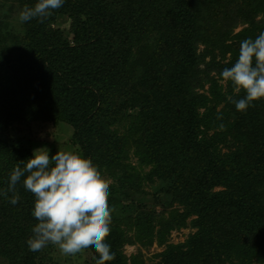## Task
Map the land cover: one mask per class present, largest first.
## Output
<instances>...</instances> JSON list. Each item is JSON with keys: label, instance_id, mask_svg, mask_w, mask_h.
Returning a JSON list of instances; mask_svg holds the SVG:
<instances>
[{"label": "trees", "instance_id": "trees-1", "mask_svg": "<svg viewBox=\"0 0 264 264\" xmlns=\"http://www.w3.org/2000/svg\"><path fill=\"white\" fill-rule=\"evenodd\" d=\"M36 2L0 0V190L17 163L31 158L44 125H68L79 147L73 152L114 179L105 242L115 259L106 264H144L122 248L135 244L131 227L150 234L147 222L137 225L138 215L132 226L127 218L147 179L156 180L159 203L183 206V221L195 216V232L166 245L155 255L158 264H264V100L237 111L228 97L245 93L230 84L223 91L209 77L216 71L221 79L241 41L264 32V0H64L42 22L21 23L20 11ZM205 83L208 98L195 91ZM223 142L233 148L221 152ZM129 147L141 166L152 165L147 179L123 165ZM24 178L16 185L17 204L9 202L13 193L0 195L1 264H44L43 250L30 251L26 243L38 221ZM87 250L96 263L95 248Z\"/></svg>", "mask_w": 264, "mask_h": 264}, {"label": "clouds", "instance_id": "clouds-1", "mask_svg": "<svg viewBox=\"0 0 264 264\" xmlns=\"http://www.w3.org/2000/svg\"><path fill=\"white\" fill-rule=\"evenodd\" d=\"M63 3L64 0H37L32 7H23L19 20L24 23L39 18L42 22ZM220 76L222 82L232 84L236 93H245L240 99L228 97L237 111L245 112L254 102L264 100V32L255 39L241 41L237 60ZM22 177H26L24 188L35 197L32 216L38 221L26 241L30 251H41L51 244L63 255L76 256L94 247L99 256L96 264L115 259L105 242L115 211L108 203L110 185L90 158L73 151H58L50 157L47 148L35 149L30 159L18 162L11 171L8 188L0 190L5 197L13 193L9 201L13 205L19 202L16 185Z\"/></svg>", "mask_w": 264, "mask_h": 264}, {"label": "rangeland", "instance_id": "rangeland-1", "mask_svg": "<svg viewBox=\"0 0 264 264\" xmlns=\"http://www.w3.org/2000/svg\"><path fill=\"white\" fill-rule=\"evenodd\" d=\"M15 15V14H14ZM10 14V18L12 17V22H14L13 16ZM260 17H257L259 19ZM16 23V22H15ZM69 26L68 21L62 23L61 27L67 30ZM243 26H238L234 29V33L239 32L242 30ZM153 40V37H149ZM56 39V38H55ZM205 46L203 44L198 45V50L200 53L204 52ZM209 52H207L208 54ZM216 61L221 60L220 54L217 53L215 50ZM226 55L225 57H228ZM206 62L210 60V55H207L204 59ZM204 67V65H203ZM209 77L214 78L218 85L222 87L223 91H226L227 85L232 84L230 82H222V78L219 79L218 74L216 71H211L209 73ZM233 87V86H232ZM210 83L203 84L202 87L195 89L196 93L199 95H204L208 98L210 96L209 93ZM234 91V88H233ZM234 93H236L234 91ZM222 105L218 106L217 111L221 108ZM198 112L201 114L204 112L203 107L199 108ZM120 132L122 128H119ZM25 133L29 136H32L28 130H25ZM73 130L68 125L59 126L57 129L51 126V124L44 125L41 130L38 131L36 141L33 142L32 152L38 148H47L49 150V156L55 155L58 151H75L79 150L78 146L71 142ZM210 134L212 131L209 132ZM24 135H19V137H23ZM25 140H29V137L25 136ZM31 137L30 139H32ZM229 139V138H228ZM219 144V150L221 152H225L228 146L229 148H233L231 143ZM226 146V147H225ZM136 148L129 147L127 152L123 158V165L125 167L134 168L135 174L137 175L139 172L143 174V176L147 179V175L150 174L152 170V165L141 166L139 164V157L135 153ZM115 171L117 169H114ZM116 176L121 177V173L114 172ZM133 175V174H132ZM136 175H134L136 177ZM103 178H105L109 184L114 181V179L107 175L102 174ZM145 182V183H144ZM143 184L141 185V189L144 191L142 195H144L143 199L140 202V205L136 208V211L133 214H129L127 216L128 222L132 225L135 224V217L138 215L139 218L137 225H141L142 228L145 227V223L147 222V229H150V234L143 231L141 228L131 227L129 230V235L132 236L135 241L134 245H125L122 250L123 253L129 258L131 256L139 255L144 262V264H158L160 258L155 257V255L161 253L166 248V245L173 244L177 245L183 243L187 240L191 233L195 232V228L191 226V222L195 219V216H189L188 218L182 220V215L184 214V207L178 205L177 203L168 206L166 205L165 201L158 202L155 193V187L157 185L155 181L144 180ZM221 188H215V190H220ZM132 195V194H131ZM138 200V198H136ZM164 224L167 227L170 225H174L175 227L171 228L168 227L169 233L166 236L165 241L162 244H159L157 241V237L160 232H163ZM126 225H121V228H128L123 227ZM130 228V227H129ZM142 230V232H140ZM151 242L149 243V241ZM42 255L40 257H45L43 260L44 264H96L93 260V256L91 253L86 249L83 250L82 253L77 254L76 256L71 255H63L59 251L56 246L49 244L47 247L41 251ZM0 260V264H1Z\"/></svg>", "mask_w": 264, "mask_h": 264}]
</instances>
